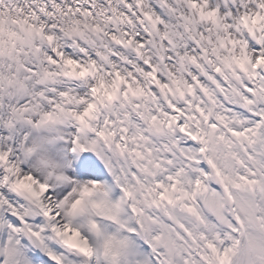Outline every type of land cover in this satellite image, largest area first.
Here are the masks:
<instances>
[{"label": "snow or ice", "instance_id": "6c2138e0", "mask_svg": "<svg viewBox=\"0 0 264 264\" xmlns=\"http://www.w3.org/2000/svg\"><path fill=\"white\" fill-rule=\"evenodd\" d=\"M0 264H264V0H0Z\"/></svg>", "mask_w": 264, "mask_h": 264}]
</instances>
